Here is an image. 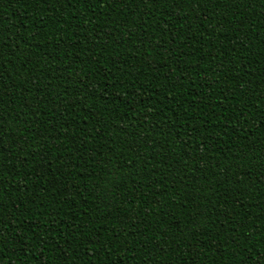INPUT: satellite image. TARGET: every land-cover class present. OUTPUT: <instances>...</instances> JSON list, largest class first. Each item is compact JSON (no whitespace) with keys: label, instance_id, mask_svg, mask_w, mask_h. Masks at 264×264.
I'll return each mask as SVG.
<instances>
[{"label":"trees","instance_id":"obj_1","mask_svg":"<svg viewBox=\"0 0 264 264\" xmlns=\"http://www.w3.org/2000/svg\"><path fill=\"white\" fill-rule=\"evenodd\" d=\"M0 264H264V0H0Z\"/></svg>","mask_w":264,"mask_h":264},{"label":"snow or ice","instance_id":"obj_2","mask_svg":"<svg viewBox=\"0 0 264 264\" xmlns=\"http://www.w3.org/2000/svg\"><path fill=\"white\" fill-rule=\"evenodd\" d=\"M0 150H2V149H0Z\"/></svg>","mask_w":264,"mask_h":264}]
</instances>
